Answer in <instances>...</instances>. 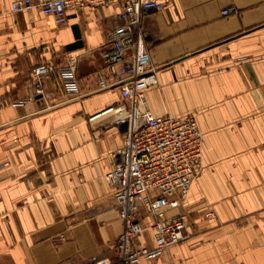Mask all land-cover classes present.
Listing matches in <instances>:
<instances>
[{
	"label": "crops",
	"instance_id": "obj_1",
	"mask_svg": "<svg viewBox=\"0 0 264 264\" xmlns=\"http://www.w3.org/2000/svg\"><path fill=\"white\" fill-rule=\"evenodd\" d=\"M10 2L0 0V264L114 259L123 220L103 175L124 126L88 118L120 100L118 86L97 79L120 7L70 9L56 25ZM158 2L140 25L157 78L146 106L193 116L201 165L187 198L167 211L187 215L188 236L135 264H264V0ZM68 55L78 91L44 78L46 93L35 94L31 68ZM135 240L151 246L150 229Z\"/></svg>",
	"mask_w": 264,
	"mask_h": 264
},
{
	"label": "built area",
	"instance_id": "obj_2",
	"mask_svg": "<svg viewBox=\"0 0 264 264\" xmlns=\"http://www.w3.org/2000/svg\"><path fill=\"white\" fill-rule=\"evenodd\" d=\"M158 0H11V11L37 9L54 24L67 21V11L84 7L117 5L119 22L111 32L110 46L102 52L107 73L98 71L100 88L118 86L120 100L89 115L106 117L124 126V140L113 151V167L104 173L112 188L123 229L115 242L114 259H96L95 264H135L141 258L155 260L164 250L188 236L185 213L168 215L187 198L191 182L201 165L202 134L192 115H154L146 106L145 90L157 83L140 25L144 13ZM230 9H222L227 14ZM126 51H129L126 53ZM77 58L68 55L61 63H36L30 71L34 93L43 96L42 80L53 79L67 93L78 91ZM212 211L205 212L211 215ZM150 217L149 223H143ZM150 229L153 243L136 242Z\"/></svg>",
	"mask_w": 264,
	"mask_h": 264
}]
</instances>
